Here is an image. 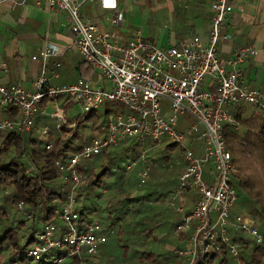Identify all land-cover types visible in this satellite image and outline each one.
<instances>
[{
    "label": "built area",
    "instance_id": "1",
    "mask_svg": "<svg viewBox=\"0 0 264 264\" xmlns=\"http://www.w3.org/2000/svg\"><path fill=\"white\" fill-rule=\"evenodd\" d=\"M9 1L13 7L26 3V0ZM86 1L45 0L51 9L66 13L73 36L72 48L102 75L108 88L94 87L86 78L69 85H50V76L59 75L62 54L58 46L46 43L32 57L43 63L33 88L25 89L20 84L6 86L0 79V108L16 109L20 114L19 119L0 116V132L31 131L43 101L57 102L62 96L78 104L83 115L105 104H123L129 113H113L88 144L67 162L57 163L70 183L66 200L56 211L55 220L44 223L37 232L35 245L24 259L11 264H23L27 258L36 259L38 264H70L83 255L98 254L108 236L99 219L82 221L77 211L79 187L88 179V174L79 168L82 161L117 148L122 141L132 138L150 141L156 146L172 143L185 157V168L175 191L167 199L168 206L183 212L185 194L192 192L195 196L193 208L182 215L176 226V233L186 235L184 246L175 250L178 264H207L212 257L223 254L229 256L231 264H242L240 243L234 236L246 235L256 245H263L264 237L253 216L242 210L232 211L238 194L232 183L235 169L224 128L238 125L227 109L233 104L245 103L264 114V90L250 88L241 69L249 57H257L264 50L244 47L228 58L220 54L222 30L234 9L231 0L213 3L207 42L193 36L169 47L144 39L140 31L125 41L119 32L124 16L118 0H98L101 10L111 13L110 26L101 29L82 16L81 8ZM52 59L55 62L50 70ZM0 68L5 69L6 64L0 62ZM186 115L192 122L186 131H181L180 120ZM51 117L56 120L58 129L66 123L58 106ZM48 132L47 129L42 131L44 135ZM195 138L201 141V156L188 145ZM46 148L51 149L52 144ZM141 163L144 167L138 172V187H143L151 177L152 167L146 154L137 160L127 158L122 162L127 172L134 171ZM64 248L65 252H59Z\"/></svg>",
    "mask_w": 264,
    "mask_h": 264
},
{
    "label": "trees",
    "instance_id": "2",
    "mask_svg": "<svg viewBox=\"0 0 264 264\" xmlns=\"http://www.w3.org/2000/svg\"><path fill=\"white\" fill-rule=\"evenodd\" d=\"M83 65L95 71L84 61ZM112 111L111 105L105 104L86 115V119H90L101 112L92 124L91 133L107 124ZM7 113L9 119L19 114L17 110ZM76 122L67 120L59 129L55 126L46 135L36 124L29 132H0V264L22 261L33 248L42 224L54 221L56 211L63 206L70 183L65 180L57 163L67 162L71 155L80 151L94 137L89 136L91 133L85 137L87 126ZM224 138L232 154L235 169L232 183L242 204L241 210L254 217L264 237V120L257 130L247 127L236 129L228 125L224 129ZM50 143L52 148L47 149ZM147 147L148 143L135 138L126 139L118 148L107 149L92 159L82 161L80 165V171L88 174V179L81 184L77 194V211L81 220L94 219L87 216L85 211H88L90 215L100 214L98 217L107 223V228L112 232L118 226V239L113 243L114 255L109 253L104 263L114 258V264H178L175 251L173 256H165L166 260L157 261L155 255L148 251L151 250L152 241L149 238L155 232L154 226L136 218L138 212L134 209L135 203H149L151 200L152 178L136 190L138 185L132 180L135 173L127 172L122 166L128 157L137 160ZM176 148V145L170 144L164 151L168 153ZM164 160L168 161L166 158ZM142 190L151 193L145 197L134 194ZM103 191L113 194L106 199ZM161 196L163 199H157V202L167 204L168 198L163 194ZM20 229L27 233L23 235L22 242ZM234 239L240 243L242 264H264V244L256 245L246 235L234 236ZM9 244L12 251L1 258V253ZM223 255H220L218 262L215 259L219 256L212 257L209 264H231L229 256ZM95 259L97 255L93 258L83 255L81 259L75 258L71 264H94Z\"/></svg>",
    "mask_w": 264,
    "mask_h": 264
},
{
    "label": "crops",
    "instance_id": "3",
    "mask_svg": "<svg viewBox=\"0 0 264 264\" xmlns=\"http://www.w3.org/2000/svg\"><path fill=\"white\" fill-rule=\"evenodd\" d=\"M214 2L215 0H118L119 10L124 16V23L119 27V32L126 41L132 37L133 33L140 31L144 39L154 42L160 47H169L193 36H198L204 42H207L211 26V8ZM87 3L95 7L94 15L91 14L90 8L85 6ZM231 3L234 9L222 30L220 54L228 58L236 50L244 47L264 50V2L231 0ZM81 13L86 20L94 21L103 30L110 26L108 18H110L111 13L101 10L98 0L86 1L82 5ZM152 18H156L159 26L155 31L148 29L150 23L153 24ZM72 41L73 36L67 23L66 13L51 9L45 0H26L24 6L17 7H13L9 0H0V62L6 64L5 69L0 68V79L6 86L20 84L25 89L33 88L34 80L41 74L43 63L41 60H32V57L39 52L41 47L50 42L58 46L62 54L59 58L61 62V67L58 70L59 75L58 77L50 76V85H69L86 76V79L94 87L108 88L107 81L97 70H88L83 65L82 56L72 48ZM54 62V59L50 61V70H53ZM241 69L245 82L250 88L264 90V52H261L257 57H249L241 65ZM59 105V99L57 102L49 99L43 101L35 123L40 130L47 129L50 132L55 128V125L57 128L56 120L48 113L52 106L61 108ZM227 109L228 113L238 122L237 127L233 125L236 129L242 128L243 130L247 127L257 130L264 120L262 112L254 106L245 103H236ZM9 111L15 112L16 109L7 110L0 108V116L8 118L7 112ZM17 112L19 111L17 110ZM115 112L118 111L113 110L109 114V120ZM19 118L20 114H17L13 119ZM48 124L49 128L47 127ZM189 124L183 121L181 125L179 124V129L186 131ZM145 143H148L146 151L151 152L158 151V148L164 151L167 145L172 144L164 142L156 146L150 141H145ZM188 145L195 149L197 156L202 155V144L199 139L191 140ZM177 150H174L177 152L175 154L172 151L168 152L169 155L166 153L164 155L171 161L166 165L169 167L168 170H163L166 171V175L164 172L159 175L160 171L153 174L151 170L150 178H152L151 186L153 190L157 189L160 184L165 187L173 183L176 187L180 173L185 168L184 162L181 160L182 156H184L182 150H179L178 147ZM149 165H151L150 162ZM143 167L144 165L141 163L134 171L130 172L135 173V177L132 180L136 185H138V172ZM175 173L179 175L175 176ZM103 192L106 199L113 194L111 191ZM156 192H153L149 197L151 200H153L152 196ZM189 193L192 192H187L182 202L185 208L183 212H178L174 207L176 210L174 209L173 211L178 214L177 220L175 219V230L181 221L182 215L189 213L193 208L195 196L193 193ZM134 194L137 197L144 196L136 191ZM151 200L149 203L139 201L135 203L134 209L138 212L136 218L137 221L142 220V223L154 226V231H158L164 225L161 218L162 214L172 208H154L155 205L158 206L159 202L155 204ZM104 226V233L108 236V241L101 246L97 254L98 256L104 255V259H95L97 263L105 262L109 258V245L111 244V237L115 233L107 228V223ZM109 230L111 231L108 232ZM185 240L186 235L181 234L177 247L172 249L173 253L176 249L184 246ZM106 256H108L107 259H105Z\"/></svg>",
    "mask_w": 264,
    "mask_h": 264
},
{
    "label": "rangeland",
    "instance_id": "4",
    "mask_svg": "<svg viewBox=\"0 0 264 264\" xmlns=\"http://www.w3.org/2000/svg\"><path fill=\"white\" fill-rule=\"evenodd\" d=\"M85 6L86 7L88 6V8H90L92 15L95 14V7L93 5H90L89 3H87ZM152 22H153V24L150 23V26H148V29H152L153 31H155L159 27L158 24H157L156 18H152ZM161 27H163V25H161ZM58 99H59V104H60L59 106H61V110L63 111L65 120L66 121L67 120H72V121H75V122L76 121L82 122V124H84V125L87 126V131L84 132L85 133V137L88 136L87 134L92 132L91 131V128H92L93 122L97 119V116H99L101 112H97L96 113L97 115H95V117H93V118L86 119L88 116L83 115L82 110H81V107L78 104H74L72 102H69L67 100V98L64 97V96L59 97ZM110 105L113 108V110H115V111H118V112H121V113H129V110L123 104H110ZM54 112H55V108L52 106L51 109H50V112L48 113V115H51ZM191 120H192V118L189 115L183 116V117H181L180 125H181V123L183 121H186L188 123H191ZM47 127L49 128V124H48ZM98 132H99V130H96V131H94V133L89 134V136L90 137H93V136L97 135ZM119 150H120V148H119ZM157 150L158 151H156V150L154 151L153 150L154 152L146 151L145 150L143 153L146 154V156L148 158V162L151 163V167H152L153 174H155V173H157V172L160 171L159 175L161 173L163 174V172L166 175V171H163V170H166V168H167L166 165H168L171 161H170V159L167 158V156L166 157L164 156V155H166L168 153L165 154V151H163V149H159L158 148ZM175 150H177V148ZM179 150H181V149L179 148ZM173 153L175 154L177 152L174 151ZM165 158L168 160L167 162L164 160ZM125 160H127V159H125ZM181 160L184 162V165H186V160H185V157L184 156H182ZM175 188H176L175 187V184H173V183H170V184H168L165 187H163V185L160 184L157 189L152 190V192L157 191L158 193L156 192V194H154L152 196L153 197V200H151V201H153L155 204H157V199H159L160 201L163 199L162 196L159 197L160 194H163L167 198L168 196L171 195L170 194L171 192L173 193L175 191ZM139 189H141V188H139V187L136 188V190H139ZM138 193L139 194H143V195H147L148 193H151V192L150 191L142 190V191H138ZM109 194H111V193H109ZM189 194H192V193H189ZM159 207L161 209H163V207L164 208H172V209H170L169 211H165V213L162 214V217L161 218H162V222H164V225L162 227H160L158 231H155L152 234V236L149 238L150 241H152V244H151V250H148V251H151L155 255V258H157V261H161V260L164 261V260H166V258H164L165 256L167 257V256H173L174 255L172 249H174L175 247H177L178 240L180 239L181 234L176 233V230H175V224H176V220H177L176 218L178 216V214L175 211H173L175 208L172 207V206H168L166 203H165V205L158 204L157 208H159ZM241 209H242V204H241L240 200L238 199L237 202H236L235 208H233L232 211L233 212H238V211H241ZM87 212L88 211H85V213L87 214V216H91L92 218H94L97 215L96 218L100 220V218H99L100 216L98 217V215H100V214H94L93 213V214L90 215V213L89 212L87 213ZM102 215H104L103 212H102ZM96 218H94V219H96ZM101 223H102L103 231H105L104 224L106 222L105 221H103V222L101 221ZM117 229H118V226L115 227V233H114L113 237H111V241H110L111 244L109 245V249H110L109 253L111 255H114L113 243L114 242L116 243V241L118 239V236H117V231L118 230ZM19 234H20V241L22 242L23 235L24 234H27V233L23 229H20L19 230ZM34 245H35V242L33 244V247H34ZM10 251H12V247L9 244L7 246V248H6V250L1 253V256H2L1 258H3L6 255H8L7 253H9ZM65 251H66V248L60 250L59 252H65ZM107 257L108 256H106L105 259H107ZM97 258H99L100 260H103L104 259V255L103 256H98ZM219 258L221 260V256H219L215 260L218 262ZM114 262H115L114 261V258H111L106 263H104V262L97 263L96 260H93V263L94 264H114ZM124 263H126V261H124ZM23 264H38V261L36 259L27 258V259H25L23 261ZM207 264H209V263H207Z\"/></svg>",
    "mask_w": 264,
    "mask_h": 264
}]
</instances>
